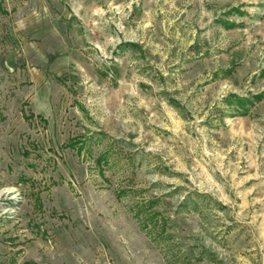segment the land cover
<instances>
[{
    "label": "rangeland",
    "instance_id": "374dc122",
    "mask_svg": "<svg viewBox=\"0 0 264 264\" xmlns=\"http://www.w3.org/2000/svg\"><path fill=\"white\" fill-rule=\"evenodd\" d=\"M0 264H264V0H0Z\"/></svg>",
    "mask_w": 264,
    "mask_h": 264
},
{
    "label": "trees",
    "instance_id": "16d2710c",
    "mask_svg": "<svg viewBox=\"0 0 264 264\" xmlns=\"http://www.w3.org/2000/svg\"><path fill=\"white\" fill-rule=\"evenodd\" d=\"M227 103L228 104H233L236 103V107L238 109H241L244 111L245 109V103H246V99L244 97H240L237 95H229V97H227ZM156 214L152 213V216L154 217Z\"/></svg>",
    "mask_w": 264,
    "mask_h": 264
}]
</instances>
